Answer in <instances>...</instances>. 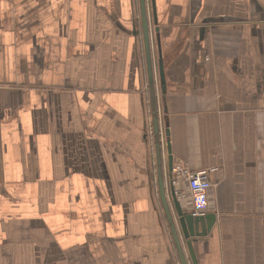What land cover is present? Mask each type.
<instances>
[{
  "label": "crops",
  "instance_id": "1",
  "mask_svg": "<svg viewBox=\"0 0 264 264\" xmlns=\"http://www.w3.org/2000/svg\"><path fill=\"white\" fill-rule=\"evenodd\" d=\"M144 7L164 93L140 0H0V264H181L156 142L216 168L195 263L264 264V0Z\"/></svg>",
  "mask_w": 264,
  "mask_h": 264
},
{
  "label": "water",
  "instance_id": "2",
  "mask_svg": "<svg viewBox=\"0 0 264 264\" xmlns=\"http://www.w3.org/2000/svg\"><path fill=\"white\" fill-rule=\"evenodd\" d=\"M141 3V32L147 51L149 81L153 82L152 68L158 75L161 91L164 93V77L161 63V50L160 42L158 39L157 27L152 28V24L156 23V15L154 8L152 7V14L148 13L144 7V0H140ZM154 33V34H153ZM155 42L158 61L151 68L150 59V45ZM153 133L158 139L159 129L156 116L153 118ZM167 135V132H165ZM157 155H158V191L161 200L162 207L169 225V229L175 244L176 251L181 264H188L185 260V256L190 257L191 264L195 263V257L193 254L192 243L198 238L205 237L210 231L215 221L214 214H205L202 216H192V214L184 209L176 198L175 190L171 181V167L172 158L170 155V149L168 144L166 145L167 164L166 167L161 170L162 162L160 158L159 143L156 142Z\"/></svg>",
  "mask_w": 264,
  "mask_h": 264
},
{
  "label": "built area",
  "instance_id": "3",
  "mask_svg": "<svg viewBox=\"0 0 264 264\" xmlns=\"http://www.w3.org/2000/svg\"><path fill=\"white\" fill-rule=\"evenodd\" d=\"M215 171V167L192 171L182 164L172 165L171 181L176 198L184 209L191 212L192 216H202L207 213L208 192L211 188L209 174ZM179 182L184 185L183 188L179 187Z\"/></svg>",
  "mask_w": 264,
  "mask_h": 264
}]
</instances>
